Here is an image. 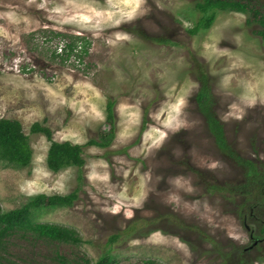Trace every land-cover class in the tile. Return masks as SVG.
Listing matches in <instances>:
<instances>
[{"label":"rangeland","instance_id":"rangeland-1","mask_svg":"<svg viewBox=\"0 0 264 264\" xmlns=\"http://www.w3.org/2000/svg\"><path fill=\"white\" fill-rule=\"evenodd\" d=\"M200 1L0 0V118L33 150L29 166L0 161L1 210L79 189L32 217L81 238L15 232L0 264H264V40L235 12L191 34ZM61 43L82 45L69 57ZM205 83L223 147L196 99ZM35 122L83 145L85 164L51 171ZM112 125L107 146L87 144Z\"/></svg>","mask_w":264,"mask_h":264},{"label":"trees","instance_id":"trees-1","mask_svg":"<svg viewBox=\"0 0 264 264\" xmlns=\"http://www.w3.org/2000/svg\"><path fill=\"white\" fill-rule=\"evenodd\" d=\"M195 9L200 13V17L194 27L189 30L193 35L208 29L212 25L217 12H235L247 15L246 23L256 24L259 29L255 30V33L264 40V4L258 0H201L197 2ZM73 42L77 44L78 40ZM76 44L71 43L67 45L69 55L72 54ZM196 99L200 110L206 113L214 133L217 134V142L223 147L226 143L223 134H220L221 126L218 124L219 121L207 113L211 98L206 83L200 88ZM112 106L113 102H109L107 106V118L110 123H112L114 117ZM113 132L114 127L112 125L110 132H108L106 137H103L106 139L105 142L99 143L94 140H89L87 144L107 146L109 144L108 141L112 138ZM30 133L43 134L50 142L46 156V164L51 171L59 172L61 169L71 166L81 168L85 164V159L82 156L83 145L70 141L59 142L54 140L51 129L42 126L39 122L31 125ZM32 156L33 150L29 135L24 132L21 122L16 119L0 118V161L26 167L30 165ZM245 167L249 172L253 174L257 173L255 165L252 162L247 163ZM78 190L75 189L66 195H47L41 193L30 198L21 207L6 212L2 211L0 207V258L1 253L6 249L7 239L15 232L31 233L34 238L50 240L52 242H81V238L78 236L76 230L59 224L35 222L32 217V211L43 206H71L78 197ZM117 238V234L112 235L110 237V243L116 241ZM56 260L60 264H77L70 262L66 257L59 254H56ZM84 264H90V261L85 260ZM94 264H114V260L106 253Z\"/></svg>","mask_w":264,"mask_h":264},{"label":"built area","instance_id":"built-area-1","mask_svg":"<svg viewBox=\"0 0 264 264\" xmlns=\"http://www.w3.org/2000/svg\"><path fill=\"white\" fill-rule=\"evenodd\" d=\"M67 45H69V44H67ZM67 45L64 46L63 43H61L60 47L58 49H59V52H62V50H63L62 48H64V52L70 57L71 55L74 54L73 52H75L78 47L80 48L81 44L77 45V47H74V50H73L71 55L68 54L69 51H68ZM61 55H63V53H61Z\"/></svg>","mask_w":264,"mask_h":264}]
</instances>
